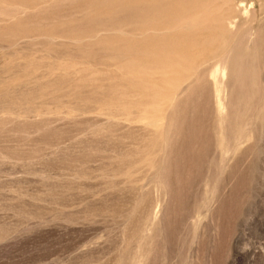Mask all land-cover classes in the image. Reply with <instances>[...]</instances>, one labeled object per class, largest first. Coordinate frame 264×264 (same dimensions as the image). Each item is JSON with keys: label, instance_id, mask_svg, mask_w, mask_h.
Returning a JSON list of instances; mask_svg holds the SVG:
<instances>
[{"label": "rangeland", "instance_id": "1", "mask_svg": "<svg viewBox=\"0 0 264 264\" xmlns=\"http://www.w3.org/2000/svg\"><path fill=\"white\" fill-rule=\"evenodd\" d=\"M0 264H264V0H0Z\"/></svg>", "mask_w": 264, "mask_h": 264}]
</instances>
